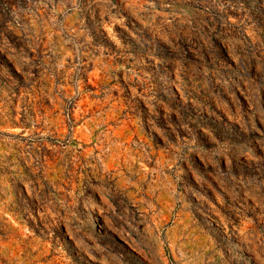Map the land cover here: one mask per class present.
Masks as SVG:
<instances>
[{
    "label": "rangeland",
    "instance_id": "1",
    "mask_svg": "<svg viewBox=\"0 0 264 264\" xmlns=\"http://www.w3.org/2000/svg\"><path fill=\"white\" fill-rule=\"evenodd\" d=\"M0 264H264V0H0Z\"/></svg>",
    "mask_w": 264,
    "mask_h": 264
}]
</instances>
